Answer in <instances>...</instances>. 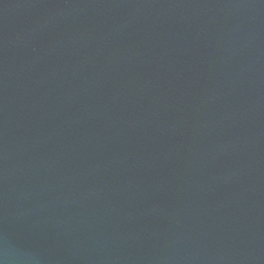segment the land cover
<instances>
[{
  "label": "water",
  "instance_id": "1",
  "mask_svg": "<svg viewBox=\"0 0 264 264\" xmlns=\"http://www.w3.org/2000/svg\"><path fill=\"white\" fill-rule=\"evenodd\" d=\"M0 264H264V0H0Z\"/></svg>",
  "mask_w": 264,
  "mask_h": 264
}]
</instances>
